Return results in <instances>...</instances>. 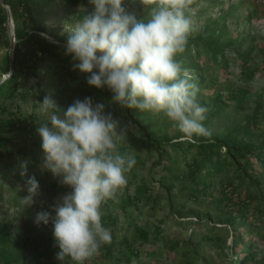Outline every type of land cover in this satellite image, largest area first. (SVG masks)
Segmentation results:
<instances>
[{
  "label": "trees",
  "instance_id": "trees-1",
  "mask_svg": "<svg viewBox=\"0 0 264 264\" xmlns=\"http://www.w3.org/2000/svg\"><path fill=\"white\" fill-rule=\"evenodd\" d=\"M4 2L0 0V44L6 48L0 61V197L10 180V200L23 207L25 182L34 175L39 196L49 197L37 205L39 213L70 191L41 169L44 153L37 129L46 117L38 102L50 95L66 111L74 100L90 97L123 119L121 126L128 131L120 151L134 154L136 164L126 174L118 202L102 205V224L112 240L88 264H264V139H255L264 132V97L243 121L211 131V137H169L162 132L173 123L163 113L121 107L107 88L89 86V74L74 69L78 61L41 37L44 29L32 0ZM9 16L14 22L12 56ZM225 20L220 16L205 30L191 33L185 52L176 57L198 89L210 85L219 72L227 73L231 64L239 63L248 78L260 72L255 40L248 43L243 32L231 35ZM32 78L36 80L30 84ZM218 87L209 101H198L208 108L205 127L229 103L239 104L248 96L244 89ZM16 98L28 107L17 105L11 111L7 101ZM25 163L27 175L22 177ZM24 215L32 213L24 210L15 219L0 216V264H60L51 234L40 236V249L22 237L18 222ZM230 234L235 255L227 250Z\"/></svg>",
  "mask_w": 264,
  "mask_h": 264
},
{
  "label": "clouds",
  "instance_id": "clouds-1",
  "mask_svg": "<svg viewBox=\"0 0 264 264\" xmlns=\"http://www.w3.org/2000/svg\"><path fill=\"white\" fill-rule=\"evenodd\" d=\"M89 2L93 10L64 28L65 55L78 61L74 69L89 74L87 84L107 88L121 107L163 113L188 140L211 137L203 123L208 108L198 103V86L176 59L195 30L187 14L192 0H142L151 5L143 18L127 12L124 0ZM40 35L59 44L46 33ZM38 103L46 117L37 129L44 153L41 168L70 191L53 206L54 216L41 211L34 222L38 226L51 222L60 264L66 259L88 264L112 240L110 229L102 224V205L118 202L126 174L136 164L135 155L119 147L128 128L90 97L74 100L66 111L50 95ZM21 168L24 177L26 163ZM24 188L27 195L21 203L31 206L40 195L34 175Z\"/></svg>",
  "mask_w": 264,
  "mask_h": 264
},
{
  "label": "rangeland",
  "instance_id": "rangeland-1",
  "mask_svg": "<svg viewBox=\"0 0 264 264\" xmlns=\"http://www.w3.org/2000/svg\"><path fill=\"white\" fill-rule=\"evenodd\" d=\"M192 1L194 4L190 6V12L187 13L195 22V30L192 34L205 30L208 25H212L220 16L225 15V21H227V24L229 25L231 35H235L237 32H243L244 35H247L248 43L255 40V43L257 44V49L254 54L255 59L257 63H262L260 66V72L251 78L245 76L240 69L239 63L231 64L229 71H226L228 74L225 73L224 70V72H219L216 74L217 76L215 75L213 82L210 85L203 86L199 89L197 93V101L202 99L209 101L211 95H215L216 90L219 89L218 84L222 89L224 88L227 91L244 89L248 95L246 100L239 104L235 102L229 103L225 108V113L223 115L215 116L214 120H212V122L206 127L211 131L219 132L224 126H232L243 121L246 113L253 112L257 105L258 98L261 97V95L264 97V3L260 0ZM32 4L34 13L38 18L41 27L44 29V33L52 37L53 40L58 41L59 44L56 45L61 48H64V45L67 42V33L64 32L65 25L74 23L80 19L84 13L91 12L94 8L89 0L80 1L75 4L68 3L65 0H32ZM122 6L127 12L134 13L137 18H143L146 16L151 7L150 4H143L142 0H124ZM9 29L12 34L14 31L13 20H9ZM5 51L6 48L0 44V61L2 60ZM35 80L36 79L32 78L30 84H33ZM33 101H36V99ZM30 103H32V101ZM7 105L11 111H15L17 105H20L22 109L28 107L24 101L17 98L8 100ZM108 109L109 108L106 107V113H108ZM30 111L31 107L28 108V112ZM113 117L118 119L122 125L123 119L117 117L116 114H113ZM162 133H166L169 137H179L180 135H183L173 124L167 127ZM255 139L259 142L263 140L264 132ZM147 151L149 152L150 150L148 149ZM11 186L12 184L10 180H7L3 186L4 190L0 197V216L2 217L3 215H6L7 218L15 219L16 217H19L20 214L23 215L24 210H29V212L32 213L31 216L28 217L24 215L22 218H19V231L22 232V237L24 239L31 241L33 246H37L40 249L43 247V241L40 236L51 234L53 237V226L51 222L47 226L43 224L38 226L34 220L37 213L36 211L38 210L37 205L42 206L49 197L37 196L35 197V203L31 206L23 204V207H17L14 206L12 200H10L11 195L14 193V189H12ZM56 199L57 198H54L55 201H57ZM45 209L47 208H44V211L50 212L53 216L55 215L53 208ZM27 222L31 224H28ZM232 245L233 238L230 234L228 240L229 248L227 247V250L234 254V248H231ZM157 264H166V262L162 261Z\"/></svg>",
  "mask_w": 264,
  "mask_h": 264
},
{
  "label": "water",
  "instance_id": "water-1",
  "mask_svg": "<svg viewBox=\"0 0 264 264\" xmlns=\"http://www.w3.org/2000/svg\"><path fill=\"white\" fill-rule=\"evenodd\" d=\"M1 2L3 3V4H5V2H4V0H1ZM6 5V4H5ZM8 7V6H7ZM9 20H11L12 21V17L11 16H9ZM11 41H12V46H11V56H12V53H13V50H14V43H15V38H14V31L12 32V34H11ZM12 58V57H11Z\"/></svg>",
  "mask_w": 264,
  "mask_h": 264
},
{
  "label": "built area",
  "instance_id": "built-area-1",
  "mask_svg": "<svg viewBox=\"0 0 264 264\" xmlns=\"http://www.w3.org/2000/svg\"><path fill=\"white\" fill-rule=\"evenodd\" d=\"M262 3H264V0H260Z\"/></svg>",
  "mask_w": 264,
  "mask_h": 264
}]
</instances>
